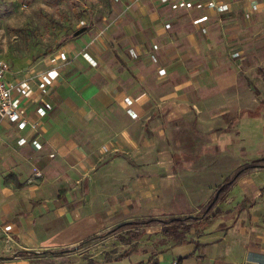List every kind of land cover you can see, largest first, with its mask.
Here are the masks:
<instances>
[{
	"label": "crops",
	"instance_id": "crops-1",
	"mask_svg": "<svg viewBox=\"0 0 264 264\" xmlns=\"http://www.w3.org/2000/svg\"><path fill=\"white\" fill-rule=\"evenodd\" d=\"M148 1L150 7L136 11L133 3L106 40L91 43V27L52 53L9 64L8 80L30 73L26 97L15 95L38 125L0 122V264H41V257L20 251L78 245L132 219L193 215L240 166L232 145H240L238 125L264 115V0H224L230 9L223 13L171 11ZM200 13L209 19L193 24ZM153 41L157 62L146 55ZM40 73L52 80L45 91ZM252 174L184 234L142 227L137 239L108 234L63 258L68 264L131 257L133 264H261L264 181ZM87 246L89 260H78L74 254Z\"/></svg>",
	"mask_w": 264,
	"mask_h": 264
},
{
	"label": "rangeland",
	"instance_id": "rangeland-1",
	"mask_svg": "<svg viewBox=\"0 0 264 264\" xmlns=\"http://www.w3.org/2000/svg\"><path fill=\"white\" fill-rule=\"evenodd\" d=\"M123 2L124 0L118 3L110 0H0V58L11 64L16 58L25 59L41 56L45 52L52 53L71 37L74 30L82 26L95 28L94 35L89 39L91 43L106 40L118 20L128 16L127 11L131 5L128 8ZM135 3L134 7L131 6L134 11L140 6L143 8L144 4L148 7L151 5L148 0H138ZM246 119L241 120L238 125L240 145H234L238 142L232 143L238 148L233 159V163L238 165L264 156V115ZM252 178L264 181V169L253 173ZM263 198L264 196L260 199ZM143 211L144 215H152L148 210ZM122 234L126 235L125 241L132 239L131 231H124ZM85 248L74 254L78 260H89L91 246ZM134 261L135 257H131L114 264H133Z\"/></svg>",
	"mask_w": 264,
	"mask_h": 264
},
{
	"label": "built area",
	"instance_id": "built-area-1",
	"mask_svg": "<svg viewBox=\"0 0 264 264\" xmlns=\"http://www.w3.org/2000/svg\"><path fill=\"white\" fill-rule=\"evenodd\" d=\"M112 3H118L123 0H110ZM138 0H128L130 2L126 7L129 8L130 5L135 3ZM157 2V4L166 7L171 11H183V12H195V11H204L206 9L213 10L216 13H223L230 9V3L224 0H153ZM254 9L256 6H253ZM209 19V16L206 13H200L196 17L192 19V23L199 25L203 22H206ZM170 23L165 24V28H169ZM201 31L206 32V28L201 26ZM158 49L159 45L157 42L153 41L149 50L146 52L148 59L151 62L158 61ZM130 54L134 57L139 56V53L135 49H130ZM83 56H85L91 65H96V62L90 58V56L84 52ZM9 64L6 60L0 58V122L7 120L10 123L14 124L18 129H24L26 126H29L33 130L36 129L38 123L30 119L29 116L25 113L24 107L19 103L20 100L16 97L15 92L18 91L21 98L26 97L28 93L27 81L30 76L26 74H30L28 70H23L20 72V77L18 79L8 80L6 78V74L9 71ZM159 76L165 74L164 68H159L157 70ZM38 77L43 83V91L46 90V86H48L52 80L46 73L38 74ZM124 104L126 106V112L132 118L136 117L137 114L132 110V99L129 97H125L123 99ZM45 113V109L43 107L37 108V114L42 116ZM26 142L25 138H20L18 140L19 144H24ZM31 143L38 149L41 148L40 142L33 138ZM260 263H264V260H260ZM171 264H177V261L174 260Z\"/></svg>",
	"mask_w": 264,
	"mask_h": 264
},
{
	"label": "trees",
	"instance_id": "trees-1",
	"mask_svg": "<svg viewBox=\"0 0 264 264\" xmlns=\"http://www.w3.org/2000/svg\"><path fill=\"white\" fill-rule=\"evenodd\" d=\"M88 27L82 26L71 34H79L83 29ZM264 169V157L254 159L250 162L244 163L238 166L230 175H228L221 184H219L210 198V200L202 206L195 215H187L183 217H174L170 216L169 218L162 217H142L132 219L127 222L115 224L98 234H94L85 238L78 245L65 246L53 248L51 250L43 251L40 254L35 252H27L25 250L20 251L21 254H30L31 256L41 257V264H68V260L64 259L63 255L65 253L75 251L81 248L85 243H88L92 240L101 239L108 234H116L124 231H131L132 238L137 239L140 235L139 228L142 227H152L160 225L162 227V233L168 236H175L177 232L184 234L192 224H194L198 219L210 215V212L226 197L229 190L234 186V184L245 175H250L256 171ZM62 257V260L58 263L54 260L55 257Z\"/></svg>",
	"mask_w": 264,
	"mask_h": 264
}]
</instances>
